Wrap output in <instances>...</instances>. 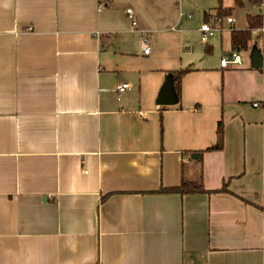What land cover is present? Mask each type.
I'll list each match as a JSON object with an SVG mask.
<instances>
[{"label": "crops", "instance_id": "1", "mask_svg": "<svg viewBox=\"0 0 264 264\" xmlns=\"http://www.w3.org/2000/svg\"><path fill=\"white\" fill-rule=\"evenodd\" d=\"M220 6L226 31L260 11L0 0V264H264V38L254 31L244 55L230 31L203 45ZM232 52L242 63L221 68ZM184 69L176 105L158 106ZM218 125L223 146L206 151ZM183 178L209 193L157 192Z\"/></svg>", "mask_w": 264, "mask_h": 264}, {"label": "trees", "instance_id": "2", "mask_svg": "<svg viewBox=\"0 0 264 264\" xmlns=\"http://www.w3.org/2000/svg\"><path fill=\"white\" fill-rule=\"evenodd\" d=\"M250 4L260 5L263 4L262 11L257 12L255 15L246 16V28L234 30L230 28V45L235 51H246L249 50V44L251 42L252 34L254 31L262 30L261 37L264 38V0H247ZM243 0H235V5L238 7L242 6ZM232 9L218 7L215 11V16L213 19H221L223 17H231ZM188 72V70H177L171 73V78L173 80V91L175 95L180 98V79L181 77ZM223 146L222 143V129L218 125L217 129V141L216 145L209 147L206 151L209 150H221ZM225 186L216 192H226ZM158 193H172L179 194L180 196L184 195H194V194H206L208 191L204 190L200 180H188L183 178L178 187L175 188H162L157 191ZM260 206V209L264 212V199Z\"/></svg>", "mask_w": 264, "mask_h": 264}, {"label": "built area", "instance_id": "3", "mask_svg": "<svg viewBox=\"0 0 264 264\" xmlns=\"http://www.w3.org/2000/svg\"><path fill=\"white\" fill-rule=\"evenodd\" d=\"M262 9H263V4H260L259 10L262 11ZM126 13H127V17L132 20V26H135V22L133 21V18H132V12L130 10H127ZM224 22L231 26L233 24V19L232 17H223L221 19L217 18V19H213L211 23H205L204 25H202L201 28L199 29V31L202 33L200 42L203 45H206L208 41L212 39L216 33H221L224 30L223 28ZM229 30L230 28H228V31ZM258 31L260 33L262 32V30H258ZM143 49H144L143 50L144 54H148L149 49L147 47ZM219 63H220L221 68L222 67L225 68L228 66H238L242 62H241L239 54H237L236 52H232L230 54L223 55ZM128 88H129L128 83L120 84L116 87L115 92H116V97L118 98V100ZM256 105L257 104L255 103L253 107H255Z\"/></svg>", "mask_w": 264, "mask_h": 264}, {"label": "water", "instance_id": "4", "mask_svg": "<svg viewBox=\"0 0 264 264\" xmlns=\"http://www.w3.org/2000/svg\"><path fill=\"white\" fill-rule=\"evenodd\" d=\"M262 57L260 52L257 49H253L250 53V62H251V68L252 69H259L262 66ZM166 84L165 86L160 90L158 99H157V105L160 106H174L178 102L177 96L174 95L173 92V80L171 76H168L166 78ZM199 157V154L193 153V155L190 156V159H197Z\"/></svg>", "mask_w": 264, "mask_h": 264}, {"label": "rangeland", "instance_id": "5", "mask_svg": "<svg viewBox=\"0 0 264 264\" xmlns=\"http://www.w3.org/2000/svg\"><path fill=\"white\" fill-rule=\"evenodd\" d=\"M223 1L225 3H228L229 5L232 2V0H223ZM253 11H255V8L254 7L251 8V12H253ZM234 25H235V27H240V28L242 26H245V18H244V15L243 14H241V13L235 14V17H234ZM225 26H226V24L224 22L223 23V27L225 28ZM224 30L226 31V28ZM225 31L223 32L224 33L223 36H224V38H227L228 31H226V32ZM240 54L241 55H244L245 54V51H242Z\"/></svg>", "mask_w": 264, "mask_h": 264}]
</instances>
